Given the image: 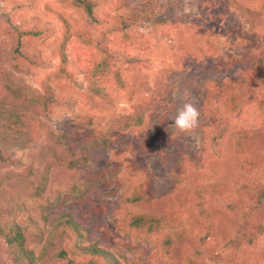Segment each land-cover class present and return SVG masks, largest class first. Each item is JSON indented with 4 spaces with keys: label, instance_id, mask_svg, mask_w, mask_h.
I'll use <instances>...</instances> for the list:
<instances>
[{
    "label": "rangeland",
    "instance_id": "obj_1",
    "mask_svg": "<svg viewBox=\"0 0 264 264\" xmlns=\"http://www.w3.org/2000/svg\"><path fill=\"white\" fill-rule=\"evenodd\" d=\"M81 1L0 0V224L25 233L37 264H111L113 257L120 264H264V201L254 195L264 188V84L238 92V111L228 97L205 106L207 93L243 67L236 62L264 46V0H220L215 10V0H132L127 8L119 0ZM120 15L128 30L103 37ZM85 39L100 42V77L82 67ZM47 89L56 106L45 112L28 94ZM185 102L200 111L191 133L174 125ZM12 115H31L39 135L8 129ZM130 121L136 124L123 130ZM102 129L107 146L67 169L62 160ZM240 130L249 140L239 150ZM112 172L118 175L106 184ZM39 173L50 183L31 198L28 185ZM141 183L149 188L141 211L164 221L130 231L135 211L124 201ZM75 190L85 198L55 203ZM69 214L88 227L84 245L97 243L102 253L79 250L62 225ZM245 231L257 240L236 238ZM10 253L0 236V264H13Z\"/></svg>",
    "mask_w": 264,
    "mask_h": 264
},
{
    "label": "trees",
    "instance_id": "obj_2",
    "mask_svg": "<svg viewBox=\"0 0 264 264\" xmlns=\"http://www.w3.org/2000/svg\"><path fill=\"white\" fill-rule=\"evenodd\" d=\"M81 1V0H79ZM78 0H73L76 5L82 6V1L79 2ZM123 4V7H126L132 2V0H119ZM224 4L220 0H215L213 2V5L211 7L212 10L216 9V6ZM91 5L93 6H87L90 7L89 12L92 10V8L95 7V4L92 2ZM121 10V9H120ZM109 24V23H108ZM129 25V24H128ZM128 30L126 26L124 25V20L122 16H115L114 20L110 22V26L105 31L103 37L108 35V38H116L119 33H123V31ZM103 37L101 38V44L100 46H104L107 48L106 41H102ZM107 39V37L105 38ZM104 39V40H105ZM89 39H85L79 47V53H80V61L83 62V68L87 72H92L94 76L97 75V77H100V74L96 72L95 64L98 63L99 59L96 57L95 49L97 46L99 47L98 42H93ZM133 44H131L132 47ZM254 49H251V53L246 55V59L240 62H236L235 65L240 64L243 66L242 68H238V74L236 76H231L220 88L217 90H210L206 97H205V106L208 107L207 109H211V104H214V102H221L224 97L229 102V104L233 105L232 111H238L240 109V106L238 104V101L242 98L238 95L239 91H242L244 89H248V91H255L257 92L259 86L263 83L264 84V46L260 44L259 46H252ZM256 48V49H255ZM82 65V64H81ZM226 66V65H225ZM0 76H1V67H0ZM110 76V75H108ZM162 82V79H161ZM51 90H46L45 92L39 93V94H28V96H31L32 101L35 103L36 106L40 108L41 111H49L52 108L56 106V100L53 98V96L50 93ZM1 92V87H0ZM251 98H257L256 94L255 97ZM139 116L138 118H140ZM143 119V116L141 117ZM9 124L7 125V128L10 127H16L18 132L25 133L28 135H31L33 138L37 137L40 133V128L38 127V122L32 119V116L25 115V116H14L12 115L9 119ZM135 121H130L127 123V125L122 128L123 130H127L131 128L133 125H135ZM105 129L102 130H95L92 133H90L88 136L84 137L85 139H82V143L80 146V151L77 156H73V158L70 159H63L62 164L66 166L69 170L77 169V167L85 161L87 158V155L89 154V150L91 148L95 147H106L108 144V137L104 134ZM249 131L240 130L237 133V143H238V149H242L244 145V140H249ZM248 146V145H247ZM244 151V149H243ZM248 164L252 167L258 166V161H253V159L248 160ZM49 169V167H47ZM48 169L45 171L48 173ZM248 171V170H246ZM118 174L116 172H112L110 174L104 175L105 183L111 184L114 180V178ZM50 179L48 174L42 175L39 173L35 180L31 182L28 186L29 194L31 198H39L44 191L49 186ZM77 189V188H76ZM263 189V190H262ZM79 190V189H78ZM149 188L144 184L141 183L138 187L134 189L132 194L130 196H127L126 201H124V204L127 205L129 208V212L132 210L135 211V213L130 217V227L129 230L133 231L134 228H144L145 224L147 223H154L159 224L160 222L164 221L161 218H152L150 220L147 215H145L140 208V203L144 200L149 199L148 195ZM257 191V189H256ZM75 193V195H72L71 197H67L64 200L61 199V196L56 198L55 203H66L69 199H81L85 198V193L78 194L77 190L72 191ZM71 192V193H72ZM257 197V201L259 204L264 201V188H261L258 190L257 193L254 194ZM144 203V202H143ZM258 205L257 207H259ZM128 213V212H127ZM12 215V212L9 210H5V215ZM14 217V216H13ZM240 221H247L245 214H241L239 217ZM65 221L64 224H62L64 227L69 226L70 231L73 233V235L77 238L79 241V250L81 251H91L90 248L96 247L99 250H96L95 253H102L103 249L98 246V244H91L90 246L86 247V244L84 245V239L89 238V231L88 227L82 223L80 220L76 219L73 215L69 214V217L63 219ZM1 223V218H0ZM125 224L127 221L124 222ZM163 223V222H162ZM121 227V226H119ZM153 232H156V226L153 228ZM253 233V232H252ZM249 234L247 231L245 232H237L236 238L240 239L243 238L245 242H249V244L254 243L257 238H255V235L257 234ZM0 236L6 239L7 245L9 246L11 250V255L15 256V259L13 260V264H37L38 263V257L34 254L32 250H29V242H27V237L25 236V233L16 228L13 227L10 224L2 223L0 224ZM238 239L233 240V243L239 242ZM167 245V243L165 244ZM98 246V247H97ZM165 249H167V246H165ZM88 251V252H89ZM20 255H19V254ZM16 254H18L16 256ZM103 254H109V253H103ZM65 256L64 252L62 251L59 255V258H63ZM112 258V257H111ZM64 261V260H63ZM69 264H76V262L72 259L67 260ZM78 264V263H77ZM111 264H120V261L116 259L115 257L112 258Z\"/></svg>",
    "mask_w": 264,
    "mask_h": 264
},
{
    "label": "clouds",
    "instance_id": "obj_3",
    "mask_svg": "<svg viewBox=\"0 0 264 264\" xmlns=\"http://www.w3.org/2000/svg\"><path fill=\"white\" fill-rule=\"evenodd\" d=\"M185 97L190 95L187 90L184 92ZM200 111L192 102H185L179 109L174 125L180 133H191L199 126Z\"/></svg>",
    "mask_w": 264,
    "mask_h": 264
}]
</instances>
